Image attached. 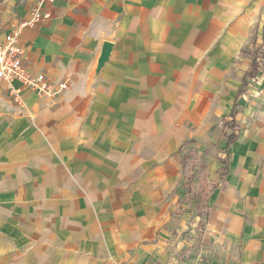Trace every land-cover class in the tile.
Here are the masks:
<instances>
[{"label":"crops","instance_id":"0c3cea01","mask_svg":"<svg viewBox=\"0 0 264 264\" xmlns=\"http://www.w3.org/2000/svg\"><path fill=\"white\" fill-rule=\"evenodd\" d=\"M37 1L0 0V40ZM43 10L23 59L69 88L0 81V264H264V0Z\"/></svg>","mask_w":264,"mask_h":264},{"label":"built area","instance_id":"2783aa9c","mask_svg":"<svg viewBox=\"0 0 264 264\" xmlns=\"http://www.w3.org/2000/svg\"><path fill=\"white\" fill-rule=\"evenodd\" d=\"M55 0H38L28 18L22 19L19 24L3 40H0V81L18 80L31 90L40 95L55 97L63 94L69 88L67 80L52 83L47 79L45 73L33 74L24 62L25 50L20 46V34L24 29L36 27L42 20L47 19L50 13L43 10L45 4L53 3ZM15 99L22 101L19 89L11 88Z\"/></svg>","mask_w":264,"mask_h":264},{"label":"trees","instance_id":"16d2710c","mask_svg":"<svg viewBox=\"0 0 264 264\" xmlns=\"http://www.w3.org/2000/svg\"><path fill=\"white\" fill-rule=\"evenodd\" d=\"M264 72V47H258L256 49H254L253 53H252V60L249 66V69L245 72L244 76H243V81H242V85L240 86L239 90H238V94H243L245 93L248 88L249 85L252 83V81L254 79H256L257 77H259L262 73ZM237 110L238 107L235 106L233 107L230 115L224 120L225 122L229 119H233L231 124L228 125V132L225 134V137L227 138V140L229 141L230 144H232L238 137V132L239 129L236 128L235 122H234V118L237 114ZM224 161L221 160V163H223ZM224 167L219 171V172H224Z\"/></svg>","mask_w":264,"mask_h":264},{"label":"water","instance_id":"95a60500","mask_svg":"<svg viewBox=\"0 0 264 264\" xmlns=\"http://www.w3.org/2000/svg\"><path fill=\"white\" fill-rule=\"evenodd\" d=\"M109 48V47H108Z\"/></svg>","mask_w":264,"mask_h":264}]
</instances>
